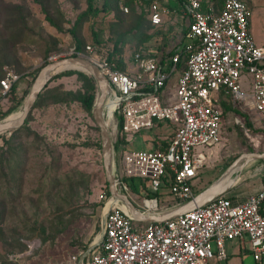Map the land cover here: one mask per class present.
I'll list each match as a JSON object with an SVG mask.
<instances>
[{
    "label": "rangeland",
    "instance_id": "rangeland-1",
    "mask_svg": "<svg viewBox=\"0 0 264 264\" xmlns=\"http://www.w3.org/2000/svg\"><path fill=\"white\" fill-rule=\"evenodd\" d=\"M243 1L251 11L253 40L263 45L264 0ZM155 2L162 4L160 0H106V9L97 17L85 18L87 0H0V78L8 70L28 76L26 81L22 80L16 97L11 96L3 105L6 115L18 110L32 77L48 63L53 52L77 40L81 44L91 42L95 28L104 36L121 40L127 55L135 40H146L152 50L166 47L167 51L183 40L186 43L181 20L175 25L176 32L172 36L155 33L156 36L144 39V28L149 27L137 18L146 15L150 4ZM167 3L175 11L182 10L177 0H167ZM96 5L100 8L102 0H97ZM169 17L160 28L162 33L173 19ZM239 85L243 94H251L249 75H242ZM83 89L84 82L77 75L55 79L34 103L20 132L6 135L11 144L4 148H16L17 158L13 161L16 177L12 181L19 187L1 188L4 192L10 190L13 198L9 203L6 195L7 214L0 224V264H79L85 248L100 239L104 203L102 208L98 204L105 196L106 180L99 132L91 112L68 95H76ZM227 103L248 118L251 128L245 127V120L235 113L224 112L220 143L213 148L194 149L206 155L193 182L195 194L204 190L240 154L249 149L264 152V120L254 116L250 105ZM107 107L110 116L112 108ZM172 130L169 124L162 123L155 132L126 135L117 155L122 151H151L149 137L156 134L168 141ZM6 173L11 176L10 170ZM119 176L122 177L120 173ZM245 176L234 190L241 198L264 185V163L252 165ZM127 194L137 207H142L143 200L139 196L131 190ZM156 194L159 209L176 205L168 186L163 185ZM226 251V260L211 259L208 264H256L247 244L240 248L238 242H228Z\"/></svg>",
    "mask_w": 264,
    "mask_h": 264
},
{
    "label": "built area",
    "instance_id": "built-area-1",
    "mask_svg": "<svg viewBox=\"0 0 264 264\" xmlns=\"http://www.w3.org/2000/svg\"><path fill=\"white\" fill-rule=\"evenodd\" d=\"M180 4L188 20L187 42L177 45L164 63L139 48L121 70L117 57L108 58L91 45L83 52L64 49L49 56L48 62L85 59L108 79L115 90L117 139L162 123L173 128L165 147L157 141L156 150L120 152L118 171L124 178L146 181L156 193L168 183L170 195L184 203L196 195L193 182L206 161V155L194 149L220 143L222 112L216 104L220 92L233 103L250 105L254 116L264 120V44L253 40L251 11L242 0H224L218 12L212 6L204 9V0H180ZM172 14L174 10L156 2L148 9L155 27ZM181 54L186 64L179 71ZM244 74L252 79L250 95L240 90ZM20 77L8 70L0 79V113ZM110 200L103 197V210ZM142 200L143 211L162 210L157 199ZM103 225V237L85 264H208L211 259L226 260V244L232 241L240 248L249 245L253 260L264 264V186L245 198L219 197L175 219L140 229L114 205L105 212Z\"/></svg>",
    "mask_w": 264,
    "mask_h": 264
},
{
    "label": "water",
    "instance_id": "water-1",
    "mask_svg": "<svg viewBox=\"0 0 264 264\" xmlns=\"http://www.w3.org/2000/svg\"><path fill=\"white\" fill-rule=\"evenodd\" d=\"M67 70H82L89 74L97 88V95L91 115L94 124L99 129L100 148L102 155V165L105 180L109 192V199L117 202L125 216L133 223L138 224H161L175 219L197 208L203 207L219 197H228L227 194L234 189L246 177L248 169L257 163H264V152L242 153L237 156L204 190L197 193L191 200L178 203L167 209L158 212L143 211L137 207L124 190L118 171L117 163V137L114 133L113 119L115 107V90L108 79L99 71L97 67L89 61L81 58L70 57L57 61L48 62L38 71L29 91L19 106L18 110L0 118V136L19 130L30 114L33 104L38 95L47 84L58 74ZM112 104L110 116L108 115V105ZM19 112V116L11 118L13 114ZM115 139V140H114ZM103 212L100 222V239L87 248L81 256L79 264L83 263L85 257L97 246L104 234Z\"/></svg>",
    "mask_w": 264,
    "mask_h": 264
},
{
    "label": "trees",
    "instance_id": "trees-1",
    "mask_svg": "<svg viewBox=\"0 0 264 264\" xmlns=\"http://www.w3.org/2000/svg\"><path fill=\"white\" fill-rule=\"evenodd\" d=\"M96 1L97 0H87V9L83 13V16L85 18H95V17H97L100 14L101 11L106 9L105 8L106 7V0H102V5H101L100 8L96 5ZM177 1L180 3V0H177ZM223 2H224V0H204L203 7H204V9H206L208 6H212L214 8V10L218 12L221 9V7H222ZM150 6H151V4H150ZM137 19L141 22V24H144V25L146 24L150 28V29L148 28V30H146L147 28H144V32H145V38L144 39H147V37L149 38L152 35L156 36V34L157 35H163L162 31H160V30H157L156 32H154V30L158 29V27H155V26H153L150 23V20L148 19V10L146 11V15L139 16ZM95 29H94V33L92 34V41L91 42H88L86 44H81L77 40L76 42H70L69 45L66 48H64V49H68L70 47H74L76 49V51L83 52L87 45H91V46L95 47L99 52L105 54L108 58L117 57L118 58V60H117L118 67L121 70H124L126 68V64H128L131 61L133 54L136 51H138L139 48L145 49L146 55H149V56L155 57V58H159V59L162 60L163 63L166 62V60L168 58H170L173 55V53H174L173 51H174L175 47L172 48L170 51H167L166 48H164V47L163 48L162 47L158 48L156 50H152V49H150L148 47V45L146 43L147 41L146 40L144 41V40L141 39V41H138V40L136 41L135 40V41L132 42V45H133L132 49H131L130 53L127 55L126 54V50H125V45L121 46L122 43H123L121 40H118V39H114L113 40L111 37L104 36V34H102L101 31L99 32V31H97ZM187 31H188V24L184 25V30H183L184 34L183 35L185 36V38H186V35H187ZM141 37H142V35H141ZM183 42H184V40H183ZM64 49H62V50H64ZM62 50L58 49L55 52H53L52 55L56 54V53H58V52H60ZM125 62H126V64H125ZM185 64H186V56L184 54H181L180 61H179V64H178L179 71H182V70L185 69ZM19 75H21L19 81L13 86V88L11 90V96L12 97H16L18 89H20V87H21V85L23 83L22 80L26 81V79H28L27 78L28 76H26L25 74H19ZM68 75H77L84 82L83 91H80L76 95H73L72 93H69L68 95H72V99L74 101L79 102L81 104V106L87 112H91L92 108L94 106L95 100H96V95H97L96 84H95L93 78L89 74H87L86 72L79 71V70L67 71V72H64V73L56 76L55 78H53L47 84V86L41 91V93L38 95L36 101L40 98L42 93L48 88V86L51 84V82H53L55 79H57L59 77L68 76ZM3 76H4V74L2 75V77ZM34 79H35V77L34 78L32 77V80H34ZM61 99H62L61 101L64 100V98H61ZM228 101L229 102H233L232 98L229 95H225L223 92H220V94L217 97L216 104L218 105L219 109L222 112V119H223V116H224V112L230 111V112L235 113L237 116H239V117H241V118H243L245 120V127L251 128V124L248 122V118L244 114H242L240 111L231 108L228 105V103H227ZM33 106H34V104H33ZM6 114H7V111L3 110L0 113V118L4 117ZM92 120H93V118H92ZM221 122H222V120H221ZM159 127H161V124H157L154 128H152L150 131H147V132L151 133L154 130L158 129ZM96 128L98 129L97 126H96ZM21 129L22 128H20L17 131H13V132L9 133L10 136L18 134ZM98 132H99V129H98ZM6 135L7 134H3V135L0 136V142L2 141V145L0 146V224L4 223L5 217H6V214H7L8 202L6 200V195H8V197L10 198L9 203L12 202V198H13L12 193H11L10 190H8L7 192H4V191L1 190V188L5 187V186H7L8 189L10 187H13V186L19 187L18 184H15L12 181V179H14L16 177V173L14 172V169H15L14 164L15 163L13 162L17 158V155L15 153L16 148H4V147L8 146L9 144H11L9 142V140L6 139ZM165 139L160 138V137L156 136V134H155L154 136H150L147 142L151 143V147L154 148L153 150H156V148H157L156 142L157 141L161 142L164 145V147H165V146H167L170 143V141L172 139V136L169 134L168 141L167 140L165 141ZM125 140H126V135L121 134L120 139H119V144L116 143L115 144V148L118 149L119 145L124 144ZM252 152H256V151H253L252 149H249L246 153H252ZM6 170H10L11 171V176H9L6 173ZM120 180H121L122 185L127 187L128 191L131 190V192H134V194L139 196L141 199H156V195H157L156 192H153L149 188V186L146 183V181H144L142 179H137V178H124V177H121ZM165 186H169V184L166 183ZM108 197H109V192H108V188H107V184H106L104 198L106 199ZM237 197H239V196H237ZM230 198L231 199H235L236 197H230ZM172 200L176 204L179 202L175 198H172ZM103 202L104 201L100 202L98 204V207L102 208L103 207ZM143 225L144 224L133 223V227H135L137 229L142 228ZM87 246H88V244H86L85 247H87ZM87 248H85V249H87ZM87 259H88V256L84 258V260H83L84 264L86 263ZM256 264H261V263L256 262Z\"/></svg>",
    "mask_w": 264,
    "mask_h": 264
},
{
    "label": "crops",
    "instance_id": "crops-1",
    "mask_svg": "<svg viewBox=\"0 0 264 264\" xmlns=\"http://www.w3.org/2000/svg\"><path fill=\"white\" fill-rule=\"evenodd\" d=\"M160 2L162 3V5L164 6V7H166V8H169V9H171L170 8V6H169V4L167 3V0H160ZM171 10H174V9H171ZM175 11V10H174ZM171 16H173V19H172V21L168 24V26L167 27H164L163 28V36L164 35H170V36H172V34L174 33V32H176V30H175V25L177 24V23H179V21L181 20L182 21V23H183V26H184V24L186 23V21H188L187 20V18L185 17V15H184V12H183V9L180 11V12H178V11H175V14H172ZM169 17V16H168ZM169 19L171 20V17H169ZM166 20H168V18L166 19H164V21H163V24H164V22L166 21ZM163 26V25H162ZM161 26V27H162ZM161 27H158V29L160 30V28ZM172 27L174 28V30L172 31ZM171 31V32H170ZM181 44V43H180ZM177 45H179V44H176V45H174V47H176ZM173 47V48H174ZM164 48H166V47H164ZM154 148H151V151L153 150ZM119 154V153H118ZM244 179H246V177L244 178ZM241 183V182H240ZM240 183L238 184V185H240ZM264 184V183H263ZM237 185V186H238ZM236 186V187H237ZM264 186V185H263ZM235 187V188H236ZM235 188L234 189H232L228 194H227V196L228 197H237V196H239L240 198H241V195L240 194H237V191H234L235 190ZM259 188H257V189H255V190H253L254 192H256L257 190H258ZM253 192V193H254ZM148 213H150V212H148Z\"/></svg>",
    "mask_w": 264,
    "mask_h": 264
},
{
    "label": "bare ground",
    "instance_id": "bare-ground-1",
    "mask_svg": "<svg viewBox=\"0 0 264 264\" xmlns=\"http://www.w3.org/2000/svg\"><path fill=\"white\" fill-rule=\"evenodd\" d=\"M108 106H111L112 107V104L110 103ZM19 116V112H16L15 114H13L12 116H11V118H16V117H18ZM114 205H118L117 204V202L114 200V199H111L108 203H107V205H106V208L104 209V212H103V217H105V212L107 211V210H109L111 207H113ZM151 205H153L152 203H149V206H151Z\"/></svg>",
    "mask_w": 264,
    "mask_h": 264
}]
</instances>
